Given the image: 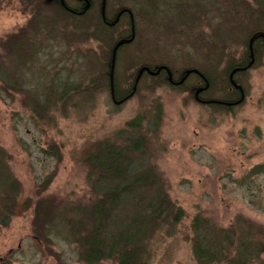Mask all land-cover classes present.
<instances>
[{"label":"rangeland","instance_id":"374dc122","mask_svg":"<svg viewBox=\"0 0 264 264\" xmlns=\"http://www.w3.org/2000/svg\"><path fill=\"white\" fill-rule=\"evenodd\" d=\"M64 1L79 6L76 0ZM127 1L132 6L133 1ZM230 1L200 0L202 4L206 2L207 8L200 13L201 20L189 37L173 8L148 6L149 15L135 23V41L125 44L116 56L121 89L132 87L135 76L131 61L166 64L177 72L193 64L220 69L227 59L216 65V59L211 57L212 43L221 47L216 38L220 33L230 45L222 50H235L231 55L238 58L244 33L241 30L247 20L237 12L243 9L244 0ZM35 4L0 0V71L8 76V90L0 78V145L8 153V174L18 190L8 206V212L12 210L8 225L0 227V256L8 264H85L78 257L77 244L71 237H64V225L55 227L47 239L37 236L34 220L38 201L53 197L58 203L54 216L83 222L96 194L87 169L79 162L82 150L113 138L133 118L148 117L157 102L162 106V121L157 132H148L145 156L156 165L163 188L186 216L175 227L150 235L153 254L149 264H197L192 255L190 228L197 213L212 227L264 238V50L256 55L247 74L239 75L245 99L234 107L221 109L214 101L197 102L191 79L181 87L170 84L156 89L145 81L133 85L134 95L117 102L105 79L97 84L91 80L98 64L103 66L105 49L73 27L72 19L48 33L56 38L40 35L36 42L40 53L33 54L31 62H23L8 48V35L27 32L32 36ZM49 6L47 13L56 9L54 4ZM116 7L114 0L111 11ZM135 8L144 13L142 7ZM30 49L34 50L35 45ZM56 77L68 79L65 84L82 81L83 90L75 97L63 94L62 99ZM20 87L27 88V93L29 88H37L41 97L53 89V95L48 97L55 105L45 120L35 117ZM221 87L217 85L207 95L221 97ZM47 177L49 181L41 188L39 184Z\"/></svg>","mask_w":264,"mask_h":264},{"label":"trees","instance_id":"16d2710c","mask_svg":"<svg viewBox=\"0 0 264 264\" xmlns=\"http://www.w3.org/2000/svg\"><path fill=\"white\" fill-rule=\"evenodd\" d=\"M24 1L36 2L33 13L34 20L32 19L31 23L33 34L29 36L27 32H25L27 34L22 32V35H8V48L13 50L14 55L21 57L23 62L24 60L31 62V56L40 53V49L37 47L40 35L44 38L54 39L56 36L48 33L55 32L60 23L72 19L75 23L72 24L73 27L98 41L99 46L105 49V51L103 50L105 54L102 59L103 66L99 67L100 62L96 71L94 70L91 77L92 84H97L105 79L111 97L119 101L127 99L134 92L131 88L136 85L137 72L141 66L147 65L154 69L158 64L131 61V69L135 76L131 82L132 87L128 89L122 87L121 89L120 76L116 71V61L112 85L110 74L113 48L118 40L128 37V32L131 34L133 23L129 19L128 13L121 16L120 20L112 26L106 21L111 22L123 8H129L133 14L135 25L140 17L149 15L148 9H146L148 6L156 9L160 5L166 9L168 7L170 10L174 9V14L181 21V25L187 29L186 37H189L193 27H196L201 20L200 13L205 12L207 8L206 2L202 4L200 0H132V6H129L127 0H116L117 7L112 12L110 6L114 0H108L104 19L101 13L102 0L98 2L91 0L90 9L80 15L71 13L60 2H54L55 6L53 7L56 9L47 13L46 6H52L51 2L46 0ZM243 5V9L237 12L242 15L243 19L246 18L247 23L243 26L245 29L241 30L244 33L242 34L243 40H241L242 50L238 58L231 55L235 50H228L229 52L222 50L223 46L227 49L230 45L220 33L219 36L214 35V37L217 38V41L219 40L218 42H221V47H217V43H212L211 47L214 51L211 53V57L216 59V65L217 62L222 63L226 58L225 65L217 70V67L214 66L200 64L197 67L193 64L180 72L169 66L175 79H178L186 69L198 68L201 76L193 74L189 78L193 80L194 85L204 84V81H207L210 84L208 94H212L215 87L221 85L222 90L219 94L222 93V95L215 97L218 99L228 101L232 95H235L233 92L227 91L231 85L230 73L235 67L245 66L250 62L249 60L253 56L249 41L253 36L264 32V0H257L253 3L244 0ZM67 6L72 10L78 9V6L73 7L69 4ZM136 6L145 9L144 13L134 10ZM202 35L200 33L199 36ZM32 45H35L34 50L30 49ZM122 47L118 49V52ZM252 47L254 57H256L259 51L264 50V38L255 37ZM40 48H42V44ZM240 74L239 72L234 75L235 80L239 83H241L240 79L238 81ZM0 78L4 82L5 89L8 90V76L0 71ZM55 79L58 80L56 83L60 86L62 99H64L63 94L72 93L75 97L83 90L82 81L65 84L66 81H69L68 79H64L66 81L60 80V77ZM145 81H150V85L155 89L171 84L165 71L158 75L144 73L138 85ZM122 82L128 81L122 80ZM20 89L26 93L28 97L26 105L35 117L45 120L48 117V110H52L55 105L53 99L48 97L53 95V89L51 88L50 93L43 97L36 92L37 88H29L28 93L27 88L20 87ZM218 107L226 109L224 106L218 105ZM154 108L155 110L150 111L148 117L138 116L127 122L126 127L115 134L113 138L100 140L93 146L84 147L79 156V162L87 169L89 181L93 185L94 194H96L95 202L87 212L84 221L80 222V220L69 221L59 215L54 216V210L58 204L55 198L39 199L34 220L37 236L47 239V234L55 232V227L64 225V237L66 239L71 237L70 240L77 244L78 257L85 264H97L102 260H114L115 264H149L153 254L150 235L161 229L175 227L186 216L183 208L172 202L167 191L163 188L156 165L148 161L145 156L148 132H157L162 121L161 104L157 102ZM52 147L59 153L57 147ZM10 176L8 174V153L0 145V227L8 225V214L12 212V210L8 212V206L12 205L13 197L18 193L14 182L10 181ZM48 181L47 177L39 184L40 187L46 186ZM190 228L192 255L197 264H264V260L261 259V254L264 252L263 237L259 238L256 234L242 235L237 231L232 232L231 229L212 227L201 213H197L192 218Z\"/></svg>","mask_w":264,"mask_h":264},{"label":"water","instance_id":"95a60500","mask_svg":"<svg viewBox=\"0 0 264 264\" xmlns=\"http://www.w3.org/2000/svg\"><path fill=\"white\" fill-rule=\"evenodd\" d=\"M83 1H84V9L80 12L81 14H83L87 10H89L90 7H91V5H92L91 0H83ZM61 3H62L63 6H65L66 8H68V6H67V4L65 3L64 0H61ZM106 4H107V0H102L101 13H102L104 19H105V14H106ZM125 12L131 13V10L129 8H123L117 14V16L115 17V19L113 20V22L111 24L113 25V24L117 23L119 21L121 15L123 13H125ZM131 16H132V22H133L131 35L129 37H124V38H121L120 40H118V42L116 43L115 47L113 48L112 58H111V74H110L111 75V84L112 85H113V75H114V71H115V67H116L117 51L123 45L133 42L135 40V37H136V30H135V26H134V18H133V14L132 13H131ZM259 36L264 38V32H260L258 35L253 36L250 39V41H249V47L251 49V55L252 56H253V51H252V48L253 47L252 46H253L254 39H255V37H259ZM254 62H255V60H254V58H252V60L248 64V66L249 65H252ZM248 66H238V67H235L231 71V73H230V80L235 83V81H234V75H235V73L238 72V71L244 70ZM162 70H167L168 71V74H169L168 79H169V81H171L173 75H172L171 69L167 65H159V66H156L154 69H151L149 66L144 65V66H141L138 69L137 76H136V85L138 84L139 80L144 75V73H148L149 75H158ZM193 72L200 73L199 69H197V68H189V69H186L185 72H184L183 77L179 81H177L176 83L177 84L183 83L187 79V77H189V75L191 73H193ZM202 77H204V76L202 75ZM136 85H135V87H136ZM207 86H208V82H207ZM201 89H199L198 91H200ZM117 102H121V101H117Z\"/></svg>","mask_w":264,"mask_h":264},{"label":"flooded vegetation","instance_id":"af4514ba","mask_svg":"<svg viewBox=\"0 0 264 264\" xmlns=\"http://www.w3.org/2000/svg\"><path fill=\"white\" fill-rule=\"evenodd\" d=\"M48 2H60V0H47ZM76 2H77V5H79L78 6V9H76V10H72V9H70L69 7L67 8L71 13H73V14H76V15H80L81 13V11H82V9L84 8L83 7V5H84V1L83 0H76ZM117 13V12H116ZM125 13H128V15H129V19L131 20V22H132V16H131V13H129V12H125ZM125 13H123L121 16H123ZM118 14V13H117ZM117 16V15H116ZM121 18V17H120ZM115 19V18H114ZM120 20V19H119ZM107 22V24H109V25H111L112 26V22H113V20L110 22V21H106ZM127 36H130V34H129V32L127 33ZM136 39V38H135ZM135 41V40H134ZM133 41V42H134ZM132 42V43H133ZM252 58H254L255 59V57H254V54H253V57ZM248 64H249V62H248ZM248 64H246L245 66H248ZM254 64H255V62L252 64V65H249L247 68H245L244 70H241V71H238V72H236L235 74H238L239 72L240 73H243V74H247V72L254 66ZM161 65H166V64H161ZM168 66V65H167ZM169 67V66H168ZM170 68V67H169ZM171 69V68H170ZM163 71H165L166 72V74H167V76H169V74H168V71L167 70H162L160 73H162ZM172 71V70H171ZM159 73V74H160ZM193 74L195 75V74H197V75H200L201 76V74L200 73H197V72H193V73H191L190 75H189V77H187V79L185 80L186 82H187V80L191 77V76H193ZM172 75H173V72H172ZM183 75H184V72L180 75V77L178 78V79H175L174 78V76L172 77V80L170 81V83L172 84V85H176V86H178V87H181V86H183V85H185L186 84V82L184 81L183 83H181V84H177L176 82L177 81H179L182 77H183ZM204 78V77H203ZM169 80V79H168ZM205 80V79H204ZM234 81H235V83L233 82V81H231L230 80V82H231V85L228 87V89H229V91H231V92H233V94H235V95H232L231 97V99L230 100H223V99H218V98H212L211 96H208L207 95V93H208V89H209V86H210V84L208 83V86H207V81H204L205 83L204 84H197V85H195L194 86V88H193V90H192V94H194V98H195V100H197V102H199V103H202V104H212L213 103V101L214 102H216L219 106H224V107H226V108H231V107H234V106H236V105H238V104H240V103H242L243 101H244V99H245V89H244V86L241 84V83H239V82H237L236 80H235V78H234ZM202 88V89H201ZM199 89H201L200 91H198ZM0 264H8L7 262H6V258H4V257H1L0 256Z\"/></svg>","mask_w":264,"mask_h":264},{"label":"bare ground","instance_id":"6f19581e","mask_svg":"<svg viewBox=\"0 0 264 264\" xmlns=\"http://www.w3.org/2000/svg\"><path fill=\"white\" fill-rule=\"evenodd\" d=\"M112 89H113V87H112Z\"/></svg>","mask_w":264,"mask_h":264}]
</instances>
